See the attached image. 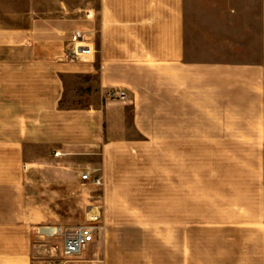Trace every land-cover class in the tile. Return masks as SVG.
Segmentation results:
<instances>
[{"label": "crops", "instance_id": "crops-1", "mask_svg": "<svg viewBox=\"0 0 264 264\" xmlns=\"http://www.w3.org/2000/svg\"><path fill=\"white\" fill-rule=\"evenodd\" d=\"M83 167L107 184L81 260L198 264L201 237L264 264V0H0V264H45Z\"/></svg>", "mask_w": 264, "mask_h": 264}, {"label": "built area", "instance_id": "built-area-1", "mask_svg": "<svg viewBox=\"0 0 264 264\" xmlns=\"http://www.w3.org/2000/svg\"><path fill=\"white\" fill-rule=\"evenodd\" d=\"M93 55L90 41L84 31L76 30L71 37V46L66 54V60L71 62L83 61ZM108 97L114 101H127L128 96L124 91L113 89ZM59 154H56L58 156ZM90 173L82 175V181H92ZM94 185L101 184L100 179L93 181ZM99 207H92L87 213V222L82 226H45L39 228L38 235L41 238L61 241L59 249L50 248L49 256L52 264H96L92 261L81 260V255L94 244L100 236L103 227L101 226V213ZM96 210L98 213H93Z\"/></svg>", "mask_w": 264, "mask_h": 264}, {"label": "rangeland", "instance_id": "rangeland-1", "mask_svg": "<svg viewBox=\"0 0 264 264\" xmlns=\"http://www.w3.org/2000/svg\"><path fill=\"white\" fill-rule=\"evenodd\" d=\"M71 46V41L69 44V49ZM68 49V51H69ZM67 51V52H68ZM66 52V54H67ZM66 54H65V59H66ZM58 154V153H56ZM55 154V155H56ZM34 169H38L39 166H34ZM40 169V168H39ZM80 180L82 181V175L85 173H90L92 177V181L90 182H84L82 181L81 188L79 192L76 195H72L70 198V207L71 210L66 212V211H56V212H48L49 215L54 216L57 221V225H63L64 227H75V226H82L85 225L87 222V213L92 207H101L102 211L105 208V196L103 195V191L106 187L107 181L104 179V176H102V171L100 169H93V168H80L77 170ZM100 179L101 184L99 186L94 185L93 181ZM149 198H152L151 196H144L140 197L141 200H148ZM87 207V212L85 213V208ZM120 217L122 216H140L144 218H147L149 214H152L151 216H156L154 218H157L158 215L161 213L154 212H127V213H116ZM207 232H200V236L206 235ZM99 239V237H98ZM38 246L40 250V260L44 262L45 264H52L50 261L49 256V251L50 248L59 247L61 246V241H56V240H51L48 238H41L39 236L38 238ZM212 250H217L216 245L213 244H207L206 241L202 240L200 237V243L198 244V252H199V260L198 264H218L219 261L214 260V259H207V252L212 251ZM100 264V263H99Z\"/></svg>", "mask_w": 264, "mask_h": 264}, {"label": "bare ground", "instance_id": "bare-ground-1", "mask_svg": "<svg viewBox=\"0 0 264 264\" xmlns=\"http://www.w3.org/2000/svg\"><path fill=\"white\" fill-rule=\"evenodd\" d=\"M93 213H98L96 210H93Z\"/></svg>", "mask_w": 264, "mask_h": 264}]
</instances>
